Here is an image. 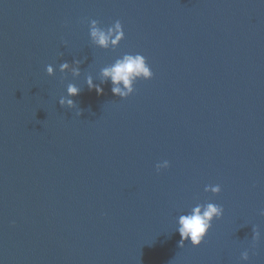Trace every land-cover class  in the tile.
I'll use <instances>...</instances> for the list:
<instances>
[{
  "label": "water",
  "instance_id": "1",
  "mask_svg": "<svg viewBox=\"0 0 264 264\" xmlns=\"http://www.w3.org/2000/svg\"><path fill=\"white\" fill-rule=\"evenodd\" d=\"M137 53L154 75L130 96L88 89ZM0 264H264V0H0Z\"/></svg>",
  "mask_w": 264,
  "mask_h": 264
},
{
  "label": "clouds",
  "instance_id": "2",
  "mask_svg": "<svg viewBox=\"0 0 264 264\" xmlns=\"http://www.w3.org/2000/svg\"><path fill=\"white\" fill-rule=\"evenodd\" d=\"M90 37L92 40L101 47L107 48L111 46L116 47L120 41L125 38V32L123 26L119 20H117L111 27L108 28L107 33L96 27V21L91 22ZM80 61L74 60L73 64L77 67L72 68L73 75H79L80 69L78 67ZM69 63L67 61L60 63V71H66L69 69ZM55 69L49 64L46 66V73L49 76L54 75ZM101 75L104 77V81L100 84L94 83L91 76L86 78V84L89 90H95L98 95L103 94V87L101 85L104 82L110 80L111 93L114 96L120 98H127L134 92V84L137 80H150L153 77V72L147 63L145 56L142 54H125L122 58H118L114 64L110 67L102 69ZM81 88L75 84H68L67 96H61L59 98V104L68 108L76 107L77 103L74 99L68 97H76L80 94ZM80 113H77L79 115ZM169 162L167 160L162 163L156 164V170L159 172L161 169L168 168ZM206 191H211L213 194H219L221 192V186L207 185ZM224 209L222 206L209 203L206 206L196 205L191 208L188 214H182L177 220V229L180 235L179 246L183 247L185 241H189L192 246H199L208 231L212 227V222L215 218H221L223 216ZM247 252L244 253V258L247 259Z\"/></svg>",
  "mask_w": 264,
  "mask_h": 264
}]
</instances>
